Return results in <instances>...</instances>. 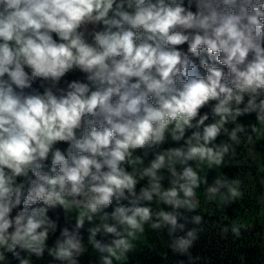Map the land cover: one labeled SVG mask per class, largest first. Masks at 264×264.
I'll use <instances>...</instances> for the list:
<instances>
[{"label":"clouds","instance_id":"obj_1","mask_svg":"<svg viewBox=\"0 0 264 264\" xmlns=\"http://www.w3.org/2000/svg\"><path fill=\"white\" fill-rule=\"evenodd\" d=\"M256 137L264 0H0V264H141L150 233L187 264H212L211 231L264 244L226 171Z\"/></svg>","mask_w":264,"mask_h":264},{"label":"rangeland","instance_id":"obj_2","mask_svg":"<svg viewBox=\"0 0 264 264\" xmlns=\"http://www.w3.org/2000/svg\"><path fill=\"white\" fill-rule=\"evenodd\" d=\"M259 141L260 149L256 152L254 161L250 158V166L247 171L244 172L243 176H240L245 180L246 194L245 198L239 205H237V214L232 217V219H242L245 222H251L255 225V230L259 232L261 226L264 225V218H261L258 215L259 205L258 200L259 196L257 193V184L255 180L256 168L264 169V137H256ZM244 148L240 149V153L243 154ZM245 154V153H244ZM247 155V150H246ZM255 164V166L252 164ZM215 174V173H214ZM215 206H210V209H213ZM229 215H232L231 209L229 210ZM215 219V217L213 218ZM253 233H249L248 236H252ZM251 239V237H250ZM211 241V243H208ZM231 238L229 237L228 241L221 240L214 231L208 233L206 237H203L200 243V251L204 255L210 256L212 258V264H239L237 256L234 252H247V264H259L261 259H264V244H261L257 241V246L253 247H241L236 249L235 245L230 243ZM239 243V242H237ZM249 240L246 239L242 242L243 245H247ZM147 241L142 245L138 251L142 252L137 255L136 259L141 261V264H145L144 254L147 249ZM85 264H87L88 257H85Z\"/></svg>","mask_w":264,"mask_h":264},{"label":"trees","instance_id":"obj_3","mask_svg":"<svg viewBox=\"0 0 264 264\" xmlns=\"http://www.w3.org/2000/svg\"><path fill=\"white\" fill-rule=\"evenodd\" d=\"M246 148L247 146H245V148L243 149L244 153L241 154V156H246ZM250 166V163L248 164L247 167H243V168H239V169H236V168H232L230 170H226V171H229V174L230 175H234L236 174L237 172H239V175L240 176H243L244 175V172H246ZM197 195L198 197L201 199V201L204 200V194L202 191H199L197 192ZM201 207H204L203 203L201 205ZM209 210L211 211L212 209H210L209 207ZM208 235L205 234L203 237H206ZM153 242H156V238H155V233H150V239L147 241V247L150 246ZM200 244L197 246L196 249H194V254L196 252H199L200 251ZM144 260H145V264H176V262L178 260H184L187 264V258L186 257H182V256H171V254H169V257L167 255V248L165 245L163 244H160L157 249H156V252L155 253H148L147 252V249H146V253L144 254Z\"/></svg>","mask_w":264,"mask_h":264}]
</instances>
